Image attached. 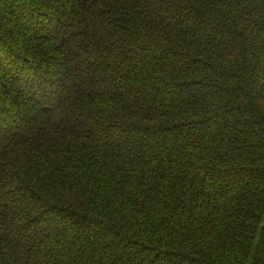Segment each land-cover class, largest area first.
Instances as JSON below:
<instances>
[{
    "label": "trees",
    "instance_id": "obj_1",
    "mask_svg": "<svg viewBox=\"0 0 264 264\" xmlns=\"http://www.w3.org/2000/svg\"><path fill=\"white\" fill-rule=\"evenodd\" d=\"M0 264H264V0H0Z\"/></svg>",
    "mask_w": 264,
    "mask_h": 264
},
{
    "label": "rangeland",
    "instance_id": "obj_2",
    "mask_svg": "<svg viewBox=\"0 0 264 264\" xmlns=\"http://www.w3.org/2000/svg\"><path fill=\"white\" fill-rule=\"evenodd\" d=\"M47 100L49 101V100H50V97H47ZM38 101H39V103H41L44 107L46 106V105L44 104V103H46V102L42 101L41 99H39Z\"/></svg>",
    "mask_w": 264,
    "mask_h": 264
}]
</instances>
